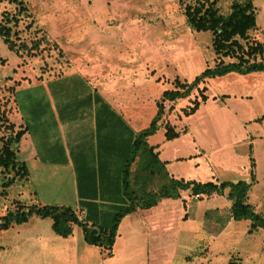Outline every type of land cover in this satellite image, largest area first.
<instances>
[{
  "label": "crops",
  "instance_id": "obj_1",
  "mask_svg": "<svg viewBox=\"0 0 264 264\" xmlns=\"http://www.w3.org/2000/svg\"><path fill=\"white\" fill-rule=\"evenodd\" d=\"M108 37L113 47L111 34ZM103 40H108L106 35ZM143 54L118 48L91 50L90 71L76 67L54 77H39L20 88L44 95L25 98L23 103L50 104L61 129L64 125L70 129L73 148L77 151L71 160L76 197L74 206L70 207L83 212L88 224L108 227L121 207L135 203L134 209L121 217L108 250L87 243L79 225L73 227L72 234L61 236L64 241H60L59 247L72 249L74 264H227L232 260L240 264H264V229L252 228L248 219L232 217L234 199L228 187L222 193L211 192L203 199L192 197L190 189L180 190L177 197L156 196L160 179L166 182L172 177L200 183L249 181L253 170L255 179L247 202L264 216V173L256 172L262 159L254 148L258 143L264 144V138L245 131L240 146L233 134L231 140L220 136L215 132V118L197 113L209 101L204 92L207 99L194 113L184 116V127H173L178 136L168 139L167 126L158 121L156 131L146 138L156 157L150 155L153 161L150 163L142 161V150L134 155L132 143L136 134L156 117L164 91L176 89L169 76L189 81L204 69L192 68L191 61L187 60L186 70L180 64L179 71L174 72L172 60L173 70L170 75L165 74L167 81L164 82L154 70L155 65L168 63L167 53ZM51 85L55 87L54 95ZM199 96L198 87H194L181 102L187 105L189 99ZM18 109L25 129L23 140L28 125L19 104ZM226 118L241 123L249 120L245 113ZM259 120L247 123H259ZM239 147L242 148L239 150ZM126 169L130 193L124 184ZM137 178L139 181L144 178L149 188L136 184ZM148 194L156 197L154 204L137 203ZM43 205L47 204L39 206ZM34 218L41 216L32 215L27 222ZM1 231L4 233L5 229Z\"/></svg>",
  "mask_w": 264,
  "mask_h": 264
},
{
  "label": "rangeland",
  "instance_id": "obj_2",
  "mask_svg": "<svg viewBox=\"0 0 264 264\" xmlns=\"http://www.w3.org/2000/svg\"><path fill=\"white\" fill-rule=\"evenodd\" d=\"M24 2L26 9L18 13L19 20L14 29L22 40L39 39L42 43L37 54L29 56L24 53L17 57L9 54L6 45L0 41V148L23 128L18 104L28 125L24 141L23 136L20 139L23 143L15 147V163L7 166L0 163V216L19 207L27 211L31 204L74 206L76 197L75 170L71 160L77 151L73 148L70 129L65 125L61 129L50 104L30 106L21 101L17 103L15 91L39 77H54L76 67L90 71V52L95 49L136 50L144 56L167 53L169 65H150L156 66L154 72L158 71L159 80L163 78L164 82L167 81L165 74L170 75L173 70L172 60L174 72L179 71L180 64L186 70L187 60L195 69L213 66L217 60L212 33L191 29L179 0ZM230 3L231 0H224L221 11L227 12ZM254 3L257 26L250 32L249 39L260 42L264 48V0H254ZM17 10L13 3L0 2V21L5 12L16 14ZM109 34L113 47L109 44ZM105 35L107 41L103 40ZM12 39H16V35ZM223 59L233 60L228 56ZM257 59H264V52ZM170 76L169 81L172 80L173 84L174 79ZM199 85L207 88L205 92L209 101L197 113L215 118H212L215 132L229 140L233 139V134L240 146L243 144L242 132L253 131L264 138V117L261 118L264 115V73L230 72L203 80ZM188 101L187 105L183 102L177 104L170 121L179 129L184 127L182 120L187 116L184 109L191 107L193 99ZM236 113L248 114L249 120L241 123L226 118ZM257 118L260 120L254 123L256 126L247 123ZM254 148L262 159L256 172L262 175L264 144L258 143ZM51 226V217L44 216L14 223L4 233L0 229V264H74L72 249L59 247L60 241L64 240L61 236H54Z\"/></svg>",
  "mask_w": 264,
  "mask_h": 264
},
{
  "label": "trees",
  "instance_id": "obj_3",
  "mask_svg": "<svg viewBox=\"0 0 264 264\" xmlns=\"http://www.w3.org/2000/svg\"><path fill=\"white\" fill-rule=\"evenodd\" d=\"M13 3L15 8H18L16 14L9 11L5 12L0 21V39L6 45L8 50L15 56H22L24 53L33 56L41 51V41L39 39H31L30 42L22 40L15 31L18 24V13L26 9L24 0H0V2ZM224 0H179V4L183 10L185 21L187 25L197 31H209L213 35L212 46L216 53V62L213 66H206L199 74H197L191 81L174 80L176 89L166 90L163 93L165 98L185 97L194 87H198L200 99L198 97L193 99L191 107L185 108V114L194 113L200 106L201 102L207 99L204 93L206 87H199L198 84L208 78L222 76L230 72H237L240 74H248L252 72L264 73V59H257V56L264 52L263 45L255 40L249 39L250 32L257 26V9L254 0H231L229 10L227 12L221 11V3ZM13 22V24H11ZM16 35V39L12 36ZM16 40H20L17 43ZM245 41V42H243ZM228 56L233 60L225 61L223 57ZM51 93L55 94V87L51 85ZM16 101L23 102L28 97H44L41 93L33 94L32 91L19 89L15 91ZM162 115V109L159 106L156 117L151 121L150 125L139 131L132 143V153L142 150V161L153 162L152 157H156L152 153V148L146 142L148 135L153 134L157 127L158 121ZM25 132L24 128L19 129L14 137L10 138L6 144L0 148V163L6 166L14 164L17 159V150L15 147L19 143L21 137ZM178 136L173 127L167 125L166 137L171 139ZM129 164V161H128ZM151 167V166H150ZM149 167V168H150ZM152 167H155L153 164ZM253 167V164H252ZM160 171V170H159ZM143 172V171H142ZM124 177L125 189L128 193L132 190L129 170L125 171ZM255 179V173L252 170L251 180H237V181H221L216 183L208 181L200 183L194 180H184L177 178H167L164 182L162 179L158 182V192L156 196H173L177 197L180 190L190 189L195 193L209 194L211 192L222 193L226 187L229 188V194L233 197L234 202L231 207V215L234 219H248L251 221V226L261 227L264 229V216L254 209L253 205L247 202V195L250 187ZM136 184H142L148 187V182L143 178L135 181ZM156 202V197H151L149 194L144 195L142 199L138 200L141 206H150ZM135 207L134 202L123 206L114 215L112 224L108 227L102 225L88 224L78 219L75 210L70 206L47 204L43 206L31 204L27 211H23L22 207L15 211L9 210L4 215L0 216V229H7L14 223H23L28 221L32 215L50 216L52 219V229L60 236H68L72 234L73 227L79 225L84 233V238L87 243L104 246L105 249L111 248L113 245L117 226L121 217L130 212ZM109 253V251H108ZM227 264H240L232 260Z\"/></svg>",
  "mask_w": 264,
  "mask_h": 264
},
{
  "label": "built area",
  "instance_id": "obj_4",
  "mask_svg": "<svg viewBox=\"0 0 264 264\" xmlns=\"http://www.w3.org/2000/svg\"><path fill=\"white\" fill-rule=\"evenodd\" d=\"M183 97H175V98H165L162 97L160 99V107L162 109V115L161 118L159 120V124H164L165 126H167V124L169 126L175 127L174 124H172L170 121H172L173 117H174V111L177 109V104L181 102V99ZM190 195H192V197L196 198V199H203L206 198L209 194H205V193H195L193 191L190 192ZM77 217L79 220H81L82 222H86L85 220V216L83 214V212L81 211H75Z\"/></svg>",
  "mask_w": 264,
  "mask_h": 264
}]
</instances>
